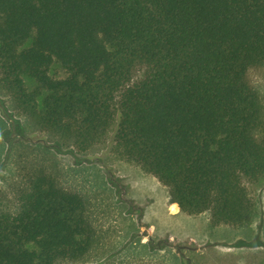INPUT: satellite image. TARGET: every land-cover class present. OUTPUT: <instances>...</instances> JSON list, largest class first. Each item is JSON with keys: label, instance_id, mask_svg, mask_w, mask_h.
I'll list each match as a JSON object with an SVG mask.
<instances>
[{"label": "trees", "instance_id": "16d2710c", "mask_svg": "<svg viewBox=\"0 0 264 264\" xmlns=\"http://www.w3.org/2000/svg\"><path fill=\"white\" fill-rule=\"evenodd\" d=\"M260 68L264 0H0L13 108L78 152L115 125V153L212 227L256 213L244 182L264 177ZM94 242L83 198L45 169L0 210V264L83 262Z\"/></svg>", "mask_w": 264, "mask_h": 264}, {"label": "rangeland", "instance_id": "374dc122", "mask_svg": "<svg viewBox=\"0 0 264 264\" xmlns=\"http://www.w3.org/2000/svg\"><path fill=\"white\" fill-rule=\"evenodd\" d=\"M50 75L64 72L54 64ZM249 78L264 103V68L251 70ZM114 130L103 143L78 152L21 115L0 87V210L14 212L32 176L45 169L61 188L83 198L95 233L85 261L63 264H264V177L244 182L256 208L245 226L212 227L208 212L165 221L157 206L169 201L167 189L115 153Z\"/></svg>", "mask_w": 264, "mask_h": 264}, {"label": "crops", "instance_id": "0c3cea01", "mask_svg": "<svg viewBox=\"0 0 264 264\" xmlns=\"http://www.w3.org/2000/svg\"><path fill=\"white\" fill-rule=\"evenodd\" d=\"M156 179V178H155ZM164 187V186H163ZM167 195H168V193H167ZM169 203H171L170 202V200L169 201H167V202H159V204H158V215L159 216H161L162 217V219H165V221L166 220H168V221H170V222H175V220H177L178 222L181 220L182 222H183V220H188V219H191V217H202L203 215H204V213H206V212H204V213H201V214H199V215H192V216H190V215H187V214H185V213H182V212H180L179 210H178V212H176L175 214H170L169 213V211L167 210L168 209V205H169ZM208 215V214H207ZM203 219V218H202ZM205 221H207L208 222V224H209V215L207 216V218L205 219ZM204 221V222H205ZM177 222V223H178ZM185 223V222H184ZM185 224H187V223H185ZM168 231V230H167ZM189 236V237H188ZM180 237H183L182 239L183 240H185V239H187V241H189V242H192V243H195V241L198 239V238H195L194 236H192V235H183V236H181L180 235ZM173 239V238H172ZM198 240H201V239H198Z\"/></svg>", "mask_w": 264, "mask_h": 264}, {"label": "bare ground", "instance_id": "6f19581e", "mask_svg": "<svg viewBox=\"0 0 264 264\" xmlns=\"http://www.w3.org/2000/svg\"><path fill=\"white\" fill-rule=\"evenodd\" d=\"M167 210L170 214H175L176 212H178L179 209L176 203L171 202L169 203Z\"/></svg>", "mask_w": 264, "mask_h": 264}]
</instances>
